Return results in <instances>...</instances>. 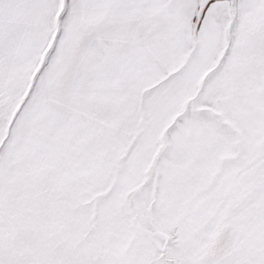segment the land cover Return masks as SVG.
Wrapping results in <instances>:
<instances>
[{
  "label": "snow or ice",
  "instance_id": "6c2138e0",
  "mask_svg": "<svg viewBox=\"0 0 264 264\" xmlns=\"http://www.w3.org/2000/svg\"><path fill=\"white\" fill-rule=\"evenodd\" d=\"M0 264H264V0H0Z\"/></svg>",
  "mask_w": 264,
  "mask_h": 264
}]
</instances>
